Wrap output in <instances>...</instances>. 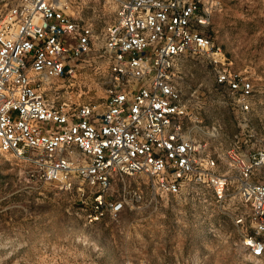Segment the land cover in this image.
Instances as JSON below:
<instances>
[{"label":"built area","instance_id":"2783aa9c","mask_svg":"<svg viewBox=\"0 0 264 264\" xmlns=\"http://www.w3.org/2000/svg\"><path fill=\"white\" fill-rule=\"evenodd\" d=\"M71 4L16 0L0 16V151L34 166L58 190L86 196L88 224L115 220L139 202V192L125 186L136 175L146 176L154 207L189 183L206 184L218 200L231 185L242 208L233 217L239 242L261 259L264 146L214 154L210 142L221 127L205 123L211 89L242 130L264 105L205 33L220 4L117 0L100 40ZM196 57L210 69L200 80L186 69ZM79 67L105 73L102 106L61 102L54 81ZM224 164L232 176L218 174Z\"/></svg>","mask_w":264,"mask_h":264},{"label":"rangeland","instance_id":"374dc122","mask_svg":"<svg viewBox=\"0 0 264 264\" xmlns=\"http://www.w3.org/2000/svg\"><path fill=\"white\" fill-rule=\"evenodd\" d=\"M16 0H0V16ZM220 7L205 31L224 53L232 70L264 91V0H216ZM117 0H72V11L91 23L100 40L114 18ZM196 78L203 76L194 67ZM207 71V70H206ZM107 78L102 71L81 67L72 78L54 81L61 102L102 106ZM201 93V92H200ZM264 94V93H263ZM217 92L207 98L205 123L219 121L211 151L226 152L264 146V126L240 129L228 108L217 104ZM251 134V137L248 135ZM238 135V139H234ZM238 141V143H236ZM218 174L230 177L224 164ZM146 176L126 180L139 202L113 220L88 224L89 199L75 191L58 190L44 182L34 166L0 151V264H264L253 260L240 244L233 217L242 210L233 186L221 200L206 184L189 183L182 194L154 207L147 195ZM129 198V196H128Z\"/></svg>","mask_w":264,"mask_h":264},{"label":"crops","instance_id":"0c3cea01","mask_svg":"<svg viewBox=\"0 0 264 264\" xmlns=\"http://www.w3.org/2000/svg\"><path fill=\"white\" fill-rule=\"evenodd\" d=\"M195 66H200L201 73H205V72L210 70L209 66L206 64V62H203L201 58L196 57L195 61L193 63L187 64V66H186V69H189V71L194 74L195 78H196V72L194 69ZM256 76L258 78L264 76V70H258ZM245 77L250 79L252 84L254 85V81L252 78H250L247 75ZM263 93H264V91H263ZM263 93L261 92L260 95H257V98H258V100L263 101V103H264V94ZM250 121L252 124H261L264 126V105H261L259 107V110H254V112L250 116Z\"/></svg>","mask_w":264,"mask_h":264}]
</instances>
